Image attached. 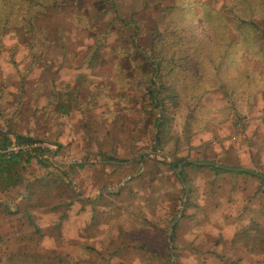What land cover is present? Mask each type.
Masks as SVG:
<instances>
[{
    "label": "rangeland",
    "instance_id": "374dc122",
    "mask_svg": "<svg viewBox=\"0 0 264 264\" xmlns=\"http://www.w3.org/2000/svg\"><path fill=\"white\" fill-rule=\"evenodd\" d=\"M211 3L66 0L36 22L34 50L41 53L36 65L31 63L28 37L19 29L3 38L0 127L7 123L18 134L60 144L63 149L53 163L68 171L82 168L65 171L69 184L56 175L41 184L37 180L45 173L32 163L26 175L30 198L23 199V188L0 193V264H170V247L175 264H264V257L233 242L242 231H237L242 214L264 224V179L234 171L242 166L226 161L216 164L233 171L185 167V176L180 170L188 185L185 195L175 174L179 161L174 160H199L191 147L176 155L172 146L153 150L150 120L139 122L136 112L114 116L126 106L118 99L123 90L132 91L143 75L144 61L129 44L143 45L146 31L155 27L167 39L166 31L172 29L184 38L175 41L176 58L195 50L196 70L185 73V84L213 88L200 101L203 115L194 135L212 123L214 110L224 102L233 112L229 116L236 135L246 123L264 124V17L254 19L256 30L244 32L246 42L252 40L251 49L242 41L243 49L236 52L231 41L239 43L240 35L233 29L230 0H216L211 7L226 30L212 19L206 28L193 17ZM115 20L138 22L141 34L130 37ZM58 103L70 105L67 115L55 113ZM184 117L185 111L178 113L173 131L180 132ZM218 117L226 119V112ZM216 147V142L210 144L207 159L218 160ZM247 167L242 169L264 177V167ZM52 205L58 208L50 210Z\"/></svg>",
    "mask_w": 264,
    "mask_h": 264
},
{
    "label": "trees",
    "instance_id": "16d2710c",
    "mask_svg": "<svg viewBox=\"0 0 264 264\" xmlns=\"http://www.w3.org/2000/svg\"><path fill=\"white\" fill-rule=\"evenodd\" d=\"M65 1L0 0V48L2 47L3 38L13 30L19 29L22 34L28 37V47L34 52L31 63L36 65L41 58V53L34 50L37 47L35 44L37 43L36 22L47 12L59 10ZM214 2L216 0H212V3ZM212 3L207 7V11L200 10V13L193 14V17L200 19L202 21L201 24H205L206 28L208 27L206 23L212 19L216 21L217 28L221 27L226 30L227 25L220 18V14L211 9ZM230 4V15H233L232 20L233 22L235 21L233 29L240 35L239 43L235 42V40L231 41L232 44L234 43L233 48L238 52L237 48L239 47L238 50L241 51L243 47L240 44L243 41L245 42L244 47L249 50L253 43L252 40L246 42L249 39H245L244 32L245 30L253 31L257 29L258 26L254 19L264 17V0H230ZM220 21L224 24L223 26ZM110 25L112 26V24ZM116 25L120 26L124 33L131 32L130 37L140 35V31H142V27L135 21L124 22L119 20ZM156 31L155 27L148 29L146 31V40L141 46H136L133 43L129 44L135 54L144 61L142 66L144 76L140 75L138 77V82L134 84L132 91L126 93L127 91L123 90L122 95L118 99H121L126 106L122 107L120 111H116L114 116L117 119L120 114L136 112L140 119L139 122L150 120L153 130V150L161 151L167 146H172V154L176 155L184 147L190 146V140L194 135L193 129L197 127V123L203 115V108L199 105L200 101L213 88L207 87L206 84H185V73L189 69H195L196 67H193L192 64L195 61L193 56H196L195 50H193V55L184 52V55L176 58L173 51L174 46L176 47L175 41H183L184 38H180L173 29L166 31L168 32L167 36H170L169 39ZM221 36L223 35H217L216 37ZM209 42L212 47V39ZM229 47L230 44L227 50H229ZM94 57H96L95 52L90 59V63L93 62ZM145 67L148 69L145 70ZM130 94H133V96H130ZM11 109L13 110V106ZM69 111L70 105L65 103L55 105L56 114L67 115ZM181 111H185L184 123L180 132H175L173 131L174 121ZM10 116L13 117V112ZM6 125L7 123L0 127L1 194L23 188V199L30 198L31 181L26 178V175L32 163H35L45 173L44 177L37 180L41 184L48 180L50 175H56L57 180L69 184L65 171L74 173V171L82 168H68L69 171L61 169L53 163V158L63 149L60 144L45 142L28 134H18L13 131L12 126ZM129 141L132 144L131 139ZM43 144L55 146L57 149L50 152ZM13 145L16 147L24 146L27 149L13 152L11 150ZM107 159L112 158L108 157ZM180 160L182 158H176L174 162ZM58 174H63V176L60 175L59 177ZM1 205L2 203L0 202ZM49 208L53 210L58 208V206L52 205ZM233 242L234 244L240 243L242 249L251 255L264 257V225L252 222L247 228L242 229L235 235Z\"/></svg>",
    "mask_w": 264,
    "mask_h": 264
},
{
    "label": "crops",
    "instance_id": "0c3cea01",
    "mask_svg": "<svg viewBox=\"0 0 264 264\" xmlns=\"http://www.w3.org/2000/svg\"><path fill=\"white\" fill-rule=\"evenodd\" d=\"M215 97L214 95H211ZM219 98V97H218ZM220 100V98H219ZM225 108V110H223ZM217 110H214L215 115L212 123H209L202 131L196 133L192 141L190 143L191 152L195 156L200 159L194 162H217L226 161L231 164H239L238 166H242V168H248L247 166H251V164L256 163L258 167H264V124L260 122H251L246 123L244 126L240 127V132L236 135L233 132L237 126L234 125V118L232 115V111H227V105L217 107ZM226 112V119H221L218 117L219 114ZM212 124V125H211ZM233 132L232 136L231 133ZM236 135V137H235ZM216 141H213V139ZM212 142H216V148H218V160L207 159L206 155H208V149ZM190 161V160H187ZM185 167H206V166H196L190 164H183L182 175L185 176ZM257 172V171H256ZM258 174V173H257ZM217 174H214L216 176ZM239 180L243 183L251 184L245 179L239 178ZM251 187V186H250ZM249 187V188H250ZM252 193L251 188L248 191ZM236 195V194H235ZM240 194L236 197H239ZM247 198V195H244ZM244 220L241 225V229H237V231L245 229L252 223L251 217L247 214H242ZM264 225V224H263Z\"/></svg>",
    "mask_w": 264,
    "mask_h": 264
},
{
    "label": "water",
    "instance_id": "95a60500",
    "mask_svg": "<svg viewBox=\"0 0 264 264\" xmlns=\"http://www.w3.org/2000/svg\"><path fill=\"white\" fill-rule=\"evenodd\" d=\"M185 163L190 164V165H196V166H210V167H215V168H219V169H226V170H229V171H233V170H234V169H229V168L221 167V166H219V165H217V164H214V163H211V162H191V161H187V160H181V161L175 163L176 166H177V171H176L175 174H176L178 180H179L182 184H184L185 195L187 194L188 185L185 183V179H184V177L181 175V171H180L182 165L185 164ZM173 165H174V164H173ZM234 171L249 173V174H252V175H254V176H257V177H259V178H261V179H264L263 176H261V175H259V174H256V173H252V172H250V171H248V170H243L242 168H241V169H236V170H234ZM183 205H184V203H183ZM179 217H180V215H178L177 217H175V219L173 220V222H172V224H171V226H170V228H169L168 239L171 238L172 230H173V226L175 225V223H176V221H177V219H178ZM170 264H175V263H174V256H173V250H172V247H170Z\"/></svg>",
    "mask_w": 264,
    "mask_h": 264
},
{
    "label": "built area",
    "instance_id": "2783aa9c",
    "mask_svg": "<svg viewBox=\"0 0 264 264\" xmlns=\"http://www.w3.org/2000/svg\"><path fill=\"white\" fill-rule=\"evenodd\" d=\"M260 119L262 120V121H264V110L262 111V113H261V116H260ZM43 146L44 147H46L50 152H53V151H55L57 148L55 147V146H52V145H48V144H43ZM26 150L27 148L26 147H16L15 145H13V146H11V150L13 151V152H17V151H19V150ZM43 158H45V157H43ZM67 159H68V161L71 163V164H75L76 162H75V159L73 158V156H69V157H67Z\"/></svg>",
    "mask_w": 264,
    "mask_h": 264
}]
</instances>
